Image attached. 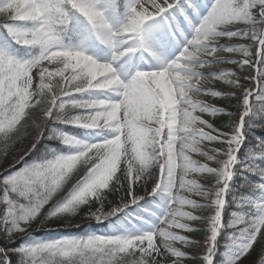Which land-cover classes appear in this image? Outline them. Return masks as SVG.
<instances>
[{"label": "snow or ice", "instance_id": "6c2138e0", "mask_svg": "<svg viewBox=\"0 0 264 264\" xmlns=\"http://www.w3.org/2000/svg\"><path fill=\"white\" fill-rule=\"evenodd\" d=\"M175 2L130 0L127 23L116 30L109 19L115 0H0V16L4 20L31 25L25 28L4 24L7 33L22 46L38 49V55L23 61L0 49V139L14 141L30 111L42 105L45 119L55 110L56 120L61 123L111 133L109 138L93 144L66 133L58 134L55 138L61 143L79 151L39 162L21 157L16 162L21 165L19 168L13 164L0 173L3 239L25 233L69 179L75 178L73 173L81 165L84 175L76 178V183L61 198L63 202L57 201L48 211V219L75 215L81 207L96 201L100 207L95 211L88 207L89 218L102 222L117 210L105 211L101 201L113 183L123 188L122 182H127L128 200L123 206H130L141 198L136 195V188L150 178L153 168L158 171L152 177L154 184L149 194L159 191L169 197L163 227L155 234L93 235L21 246L15 250L18 256L15 264H173V261L185 264L191 259L187 255L188 244L176 230L192 231L190 225L198 217L191 210L198 205L185 193L202 191L200 184L190 177L215 173L223 187L215 202L217 211L209 251L200 258L202 264H212L213 241L222 220L223 194L243 137L239 127L235 133H222L204 118L216 117L217 110L202 107L203 102L196 98L198 94L209 95L202 91L205 81L200 73L207 67L205 61L217 55L213 45L222 39L241 38L226 34L227 29L251 24L255 10L264 17V0H216L182 55L163 70L137 71L127 82L111 63L99 62L80 48L61 44V35L82 20L99 43L114 51V61L138 49L147 51L143 26L172 8ZM251 38L258 46L256 75L264 76V32L253 33ZM240 54L247 57L248 49H241ZM233 79L234 74L223 78L230 85ZM93 90L118 99L75 98ZM248 104L245 99V116ZM73 110L78 111L69 115ZM204 143L227 146L226 151L218 153L227 157L220 172L194 159L204 155L200 151ZM255 208L259 215L248 225L255 229V234L239 247L231 264H240L264 232V203L256 204ZM243 221V217H236L229 227L235 228ZM161 238L163 244L158 243ZM8 253L6 247H0V264H13ZM256 264H264V252Z\"/></svg>", "mask_w": 264, "mask_h": 264}, {"label": "rangeland", "instance_id": "374dc122", "mask_svg": "<svg viewBox=\"0 0 264 264\" xmlns=\"http://www.w3.org/2000/svg\"><path fill=\"white\" fill-rule=\"evenodd\" d=\"M116 1V0H115ZM123 10L119 12L116 2L114 8L109 10V19L113 25V28L119 30L124 24L127 23L130 12L128 5L130 0H123ZM169 3H173V0H169ZM216 3V0H176L174 6L163 14L155 16L154 19L148 21L143 26V34L145 36V46L149 51L151 47L150 44L158 43L160 39L171 36V41L164 45L163 48H157L155 50H160L161 61L164 65H169L174 62L180 55H182L184 48H186L190 42L195 38L196 31L202 24L203 20L206 19L211 10ZM260 12L258 10V16ZM261 16V15H260ZM256 18L253 16V21ZM251 24L239 25L226 30L228 35H236L241 37L240 39H222L219 43L213 45L217 50V55L214 58H209L205 63V67L201 73V79L205 82L203 83L202 91L209 93V95L198 94L197 99L202 101V107L207 106L209 110L223 109L217 103V98L220 97V93L224 92L229 94L228 99L236 98L234 96H239L238 105L240 109L238 111L231 112V120L226 124H215L213 123L211 116H204V118L210 123L215 129L220 130L222 133H235L236 129L239 127L242 134V118L245 111L244 101L247 99L249 101L248 109L250 108V102L258 92L260 87V82L256 77L255 68L257 61V51L258 46L254 43L251 35L253 33L259 34L264 32V17L262 21L257 22V27ZM11 24H16L19 27L30 28L31 25H20L18 22H11ZM78 36L76 38H68L61 35V44L64 47L80 48L86 52V54L94 57L99 62L111 63L117 73L121 76V79L127 82L130 80L135 72L137 71H156L163 70V66H153L148 65L147 59L144 58L143 53L140 54L138 49L130 56L121 57L120 60L114 61V51L109 47L99 43L95 37L92 35L88 26L80 20L79 23H74L71 27ZM245 35H248V39H243ZM17 42L8 35L5 36L4 32L0 27V49H3L20 60H31V56L26 55L21 58L17 54ZM252 44L253 45L252 47ZM252 47V49H250ZM247 48L249 55L245 57L240 54V50ZM34 49V48H30ZM156 55L153 54L151 56ZM152 58V57H151ZM253 58V59H251ZM247 59L248 63L245 64ZM243 67L248 68L247 70ZM242 68V69H241ZM234 74V79L232 84L225 83L223 78ZM251 74V76H250ZM243 75V76H242ZM245 76V78H244ZM235 85H239L238 87ZM222 95V94H221ZM98 98V99H108L117 100L118 97L97 90L78 95L77 99H87V98ZM74 111V110H73ZM71 114V113H70ZM49 118L44 117V107L43 105L35 110H31L25 124L21 131L22 137L16 141V148L14 154L5 159L2 166H0V173H3L5 169L10 168L13 164H16L21 157L29 159L33 152L36 150L38 145H41L44 141L48 143L43 137L44 128L41 123L46 122ZM68 125L67 123H64ZM42 129H37V127ZM71 126V125H70ZM80 128V127H79ZM83 129L84 133L78 139L83 143L93 144L102 142L104 139L109 138L111 133L105 129ZM24 134V135H23ZM20 135V136H21ZM40 137L39 140H36ZM241 143L239 145V150L236 153V161L232 165L231 180L228 182L227 189L223 194V207L221 209V225L217 228V234L223 228V224L232 221L235 218L234 211L241 207L240 197L241 189L246 188V183L240 181L239 185L232 186L233 179L236 178L237 172L234 171L236 163H240L239 159L241 157H246L249 152L259 149L254 142L253 147L250 149L246 148L241 150ZM33 144L35 146H33ZM67 146V145H65ZM68 148L76 154L79 149L76 147L68 146ZM227 146L224 144L216 143H204L200 146V151L204 153L202 156H196L194 159L199 163L209 165L211 168L215 169L216 172H220L224 166L227 159L225 155H218V153H223L226 151ZM243 148V146H242ZM30 150V151H29ZM27 153V155H25ZM40 153V152H39ZM254 157H264V150H260ZM21 165L16 164L19 168ZM158 170L153 168L149 174L150 178L144 183L143 186L136 188V195L141 197L137 203L131 204L130 206L124 207L123 204L128 200V196L125 194L127 189V182L123 181V188L120 184L113 183L110 190L103 194L101 201L103 203L105 211H111L117 209L114 214L108 216L102 222H96L94 219L89 218L88 207H93L91 211H95L100 207V203L93 201L89 206L81 207L75 215H66L61 221H58L51 227L45 226L44 219L47 214V209L41 211L37 219L31 222V226L27 229L25 233L15 234L13 239L5 240L3 239L2 232H0V247H6L9 250V255L12 256L13 264L18 259L15 253L16 249L21 246H38L43 243L53 242L61 239H85L89 236L97 235L103 237H110L116 235H130L138 236L145 233L155 234V232L163 227L162 221L166 215V209L169 203V197L157 191L154 194L151 193V189L154 184V179L152 178ZM255 172V169H249L247 173ZM7 173H4L6 175ZM84 175V166L81 165L73 173L74 179H69L65 187L58 194V197L54 199L49 205H52L58 201L68 190L76 183V178ZM235 176V177H234ZM3 176H0L2 179ZM190 179L196 180L202 191L197 195H192L191 193H185L186 197L192 199L198 207L192 209L191 211L195 214L198 219L191 223V232L181 233L176 230L177 234L182 235V238L187 242V255L191 258L188 259L185 264H202L201 257L209 251V242L211 240V234L214 226V218L217 211L216 200L218 198L217 193L220 188L223 187L220 184V176L215 173L205 174L203 176L197 175L190 177ZM240 189V191H239ZM179 195V193H178ZM4 214V206L0 205V217ZM229 221V222H230ZM233 220L230 224H232ZM0 228H2V220H0ZM233 230L234 228L231 227ZM203 230L201 237H198ZM200 231V232H199ZM215 236V238H216ZM158 243L163 244L162 238L158 240ZM215 241H213V245ZM181 250H186L184 246L177 245ZM214 246L212 248V264L215 259L214 256ZM214 256V257H213ZM227 261V260H226ZM175 264V261H173ZM240 264H249L247 262H240Z\"/></svg>", "mask_w": 264, "mask_h": 264}, {"label": "trees", "instance_id": "16d2710c", "mask_svg": "<svg viewBox=\"0 0 264 264\" xmlns=\"http://www.w3.org/2000/svg\"><path fill=\"white\" fill-rule=\"evenodd\" d=\"M4 19L5 18L3 16H0V24L2 26L6 24V22H8L7 20H4ZM258 78L262 79L264 78V76H259ZM56 115H57L56 111L53 110L45 126L43 125L44 123H41V125L43 126L42 128L45 129L43 132V136L45 137L43 138L46 139L48 143L44 141L41 145H38L36 150L33 152V155L29 158L31 162H39L42 160H46L48 158H52V157L54 158V156L58 154L57 150H58L59 144L57 142H59L60 140L55 137L58 134H64V132H67L69 129L67 127H64V131H63L62 126H60L59 122L56 120ZM222 119H225V115L222 117ZM42 128H40L39 126L37 127L38 130ZM244 133L246 137L248 138L245 145L252 146V143L248 141L249 139H252V138H256L262 145H264V100L257 101L256 104H254V106L252 107L251 114L245 119ZM21 134L22 133L20 132V134L16 136L15 140L10 143L4 141L3 139H0V166H2L5 159L11 157L14 154V150L16 148L15 142L18 141L22 137ZM49 136L53 138L49 139L48 138ZM244 147L245 146H243L241 150H243ZM244 159H246V157H244ZM245 161L247 164L248 161L247 160ZM248 164L251 165L250 167L251 169H252V166L254 168V166L256 165L255 168H259V170L264 171V161H257L254 163L249 162ZM239 172L240 173H239L238 180L239 181L242 180L246 182L247 189L241 190L242 194H241L240 202H241L242 207L238 212H236V214L238 217H243L244 221L243 223H241L242 230L235 232L232 235L233 236L232 239L235 241H238L239 239L243 238L242 243H241V245H243V244L248 243L249 239L255 234V229L252 227H249L248 225L250 224L252 220L256 219L257 216L259 215V213L254 212L253 202L256 200V197L258 196V193H259L258 190L261 189V186H264V183L258 179V176L256 174H252V175L246 174V169H243L242 171H239ZM239 181H237V183ZM62 197H65V194ZM61 198L58 199L59 202H63ZM56 203L49 205V208L47 210L50 211ZM61 218H65V216L48 219L47 214H46L45 219H44V224L48 226H53L57 222V220H60ZM225 238H226V231H224V233H222L220 237H218L216 241V248L218 247L219 249H222V246L224 247L223 244L227 243V240ZM262 242H264V232L261 233V238L258 240L253 250L249 253L248 256L244 257V259L241 260L240 262L256 264L258 257L260 256L262 252H264V246L262 245ZM234 253L237 254V252L235 251ZM220 261L221 259L217 257L215 264H217Z\"/></svg>", "mask_w": 264, "mask_h": 264}, {"label": "bare ground", "instance_id": "6f19581e", "mask_svg": "<svg viewBox=\"0 0 264 264\" xmlns=\"http://www.w3.org/2000/svg\"><path fill=\"white\" fill-rule=\"evenodd\" d=\"M150 46L152 47L153 43L150 44ZM144 52H146L145 53V54H147L146 56H149V55L154 53V52H149L148 50L147 51L144 50ZM161 56H166V55L165 54L164 55H159V56L155 55V56H152V58L151 57H146V59H147L146 63L148 65H153V66H160V67L163 66L162 68L164 69L167 65L166 64L164 65V62L161 61Z\"/></svg>", "mask_w": 264, "mask_h": 264}, {"label": "clouds", "instance_id": "9594fccd", "mask_svg": "<svg viewBox=\"0 0 264 264\" xmlns=\"http://www.w3.org/2000/svg\"><path fill=\"white\" fill-rule=\"evenodd\" d=\"M188 143H191V140H189ZM189 193H191L194 196L197 195V194H199V193H195V192H189Z\"/></svg>", "mask_w": 264, "mask_h": 264}]
</instances>
